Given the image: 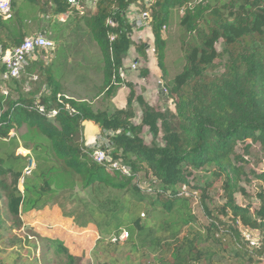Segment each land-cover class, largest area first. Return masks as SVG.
<instances>
[{"label":"trees","instance_id":"16d2710c","mask_svg":"<svg viewBox=\"0 0 264 264\" xmlns=\"http://www.w3.org/2000/svg\"><path fill=\"white\" fill-rule=\"evenodd\" d=\"M131 5L140 6V12L146 11L150 17L153 56L173 110L150 107L119 76L131 48L147 60V46L130 38L133 24L127 14ZM82 7L79 11L67 0H14L12 18L0 19L3 49L19 45L31 34L47 38L48 26L62 15L79 19L98 49L101 71L96 94L81 101L64 97L63 83L54 76L51 65L41 62L36 65V83L43 82L47 89L39 98L29 88L19 90L25 83L22 78L0 79V225L5 219L12 229L19 230L23 215L56 194L75 188L96 197L116 192L128 195L124 200L125 206H130L128 212L142 206L152 219L170 218L157 229L151 226L163 233L152 242L158 253L167 254L162 264H201L212 255L201 253L192 241L179 237L181 229L195 222L188 210L191 197L180 195L185 186L191 195L199 193L208 215L205 240L220 243V237H229L236 248L235 259L264 264V192L255 195L259 205L253 211L252 203L240 206L235 199L236 194H244L242 182H251L248 175L253 171L245 169L250 146L264 148V0H226L220 6L205 0H152L147 7L137 0H97L94 6ZM176 10H183L178 25L184 65L168 79L163 31ZM217 44H221L220 51ZM52 52H56L55 44ZM141 73L147 77L149 72L144 69ZM119 86L128 89L124 109L111 113L94 109L95 98L111 99ZM14 89L16 98L11 92ZM134 102L141 108L140 124L133 122ZM40 103L46 110L55 109L56 116L40 114ZM67 105L74 113H69ZM86 121L105 134L108 149L104 151L109 161L96 163L91 158L93 148L86 147L82 137ZM145 128L152 137L149 144L141 137ZM21 130L25 131L23 137L18 136ZM20 146L37 154L33 178L23 179V193L19 181L29 157L16 154ZM114 162L127 167L128 175L112 168ZM143 177L150 181L144 190L138 185ZM253 178L264 183V171ZM215 183L224 203L208 209L203 205L204 194ZM109 203L112 205L104 198L99 205L103 210ZM132 224L136 229L147 225L138 218ZM238 224L255 236L256 247L243 239ZM119 234L116 231L114 236ZM35 236L32 240L38 245L41 264H77L78 258L64 240Z\"/></svg>","mask_w":264,"mask_h":264},{"label":"rangeland","instance_id":"374dc122","mask_svg":"<svg viewBox=\"0 0 264 264\" xmlns=\"http://www.w3.org/2000/svg\"><path fill=\"white\" fill-rule=\"evenodd\" d=\"M190 1L195 3L198 0ZM205 1L211 5L220 6L226 0ZM135 6L132 14L127 15L130 23L136 19V15L141 11L140 6ZM181 16L180 11H173L169 24L166 30L163 31V38L167 41L166 66L168 79H172L179 73L184 65L183 49L180 45L182 36L178 25ZM44 23L46 25V21ZM15 27L13 23V28L16 31ZM48 27V39L54 42L56 52L51 56L49 53H40L36 61L51 65L54 76L63 83L65 92L70 96L76 92V89L86 83L91 85L94 90L91 91V94L88 92L87 100H89L91 95L96 94L101 79L100 57L97 47L79 19L68 18L65 23L54 21L52 27ZM33 34H37V32ZM130 38L132 42L139 41L147 46V60L144 62L131 48L123 60L121 79L130 83L136 95L141 97L150 107L173 110V105L167 99L163 90L164 83L155 64L152 48L153 39L149 26L133 28ZM216 49L220 51L221 44H217ZM32 64L28 63L25 72L37 75L35 73L37 66ZM144 69L149 72L147 77L141 73ZM21 78L25 79L24 75ZM29 89L34 91L36 97L39 98L47 87L43 82H39L30 85ZM19 90L21 92L26 90L24 84L20 86ZM11 92L12 96L16 98V90L14 89ZM127 95L128 89L125 86H119L111 98L112 102L111 99L99 96L94 99L93 107L96 110L107 111L108 113H111L114 109H124ZM133 110V122L140 124L142 113L139 104L136 102L133 103ZM24 133L25 131L21 130L18 136L23 137ZM11 135H14V133H11ZM82 137L86 147L99 146L102 149H108L105 134H101L98 127L90 121L84 122ZM141 137L146 144H149L152 140L147 128L143 130ZM21 143L22 141L19 140L20 145ZM250 147L245 169L247 172L253 171L248 175L251 182L249 184L245 181L242 182L244 194H236L235 199L240 206L252 203L253 211L259 205L255 195L261 191L264 192V183L253 178V174L264 171V148L258 144H253ZM241 148V145H238V153H240ZM16 152L21 156L29 157L28 160H33V171L35 172L37 154L31 153L21 148V146ZM40 159L44 160L41 156ZM42 160H40L41 166H43ZM27 165H29V161ZM33 176L34 173L32 172L26 178L32 179ZM195 176L198 177L199 174H195ZM192 182L195 183V181ZM149 184L148 177H143L138 182L139 187L143 190ZM19 190L23 193V184L19 186ZM198 194L196 193L194 197H191L188 203V210L195 216V222L181 229L179 237L186 241H192L201 253L206 252L212 255L207 260H201V264H247L239 262L232 256L236 248L229 237H220L222 239L220 243H214L210 239L205 240L206 229L210 222L204 207L198 199ZM103 197L111 200L112 205L109 203L102 210L99 202L104 199ZM103 197H96L88 190L75 188L71 191L56 194L53 198L47 199L45 205H43L44 203L40 204L36 210L29 212L26 216L23 215V225L19 230L12 229L10 223L4 219L0 225V264H41L37 252L38 245L35 244V240H32V238L35 239L36 234L64 240L68 244L69 250L78 258L77 264H162L161 261L167 258V254L162 256L158 253L159 251L154 249V243L152 242L154 239L163 237L161 231L157 233L155 230L162 225V222L170 221V218L159 219L158 221L152 219L142 206L128 212L130 206L124 204V200L128 195L124 196L112 192L111 195ZM203 203L208 209L218 208L224 203L223 194L218 183H215L211 189L205 192ZM137 218L140 223L147 224L145 229L134 227L132 221ZM172 219V221H177L174 217ZM152 225H155L156 229L151 228ZM238 227L241 235L247 232L239 224ZM116 231L126 232L128 235L127 240L113 242L111 239L116 237L114 236ZM250 235L254 236L253 234Z\"/></svg>","mask_w":264,"mask_h":264},{"label":"built area","instance_id":"2783aa9c","mask_svg":"<svg viewBox=\"0 0 264 264\" xmlns=\"http://www.w3.org/2000/svg\"><path fill=\"white\" fill-rule=\"evenodd\" d=\"M14 0H0V19L3 21L10 20L12 18V2ZM152 0H137L138 4H142L143 6L147 7L150 5ZM67 3L71 7H75V9L82 11L83 7L82 4H86L88 6H94L97 3V0H67ZM135 5H131L128 9V14H132L133 10H135ZM183 14V10L180 11ZM135 13V11H134ZM127 14V15H128ZM66 18V15L60 17V20ZM133 24V28H142L149 26L150 17L146 11L139 12L136 15V19L131 22ZM110 26H114L113 22L108 21ZM113 37L110 38L113 41ZM54 49V42L47 39L42 35H32L30 37L25 38L19 45L3 49L0 46V79L3 81H10V80H19L24 73L29 59L36 53H50ZM134 68V66H132ZM119 76L122 77L121 70L119 71ZM37 81V76L33 75L26 79L24 83V89L28 90L29 86L32 83ZM2 94L6 95L7 92L2 90ZM59 98V96H58ZM66 109L69 113H74V110L66 106ZM38 112L40 114L45 115L48 118H52L56 116L57 111L55 109L46 110L44 106L40 103L38 107ZM17 155H19L17 153ZM91 158L96 163H103L109 161L107 155L99 146L93 147V151L91 153ZM29 165H27L26 169L23 171V178L19 181V186L22 185L24 177H27L31 174L34 164L33 160H28ZM112 168H118L121 170L122 173L127 174L129 173L128 168L122 166L119 162L111 163ZM180 195L184 197H194L196 193L192 195L188 192L187 188L183 186L180 191ZM243 238L251 247H256L257 242L256 240L247 232L242 233ZM127 233L122 231L117 237H113L111 240L113 242H123L127 240Z\"/></svg>","mask_w":264,"mask_h":264},{"label":"crops","instance_id":"0c3cea01","mask_svg":"<svg viewBox=\"0 0 264 264\" xmlns=\"http://www.w3.org/2000/svg\"><path fill=\"white\" fill-rule=\"evenodd\" d=\"M63 16H65V15H62V16H60V17H63ZM60 17L58 18V21L59 22H64L65 20H66V18H64L63 19V21H61L60 20ZM48 35H49V33L47 32V38H48ZM45 37V36H44ZM52 41V40H51ZM54 52H50L49 54H50V56L53 54ZM38 54H40V53H36V54H34L30 59H29V61H28V63L29 64H32L33 62H36V63H33L34 65H37V62L38 61H36V60H38ZM32 64V65H33ZM43 64H46V63H43ZM28 67V66H27ZM26 67V68H27ZM26 70V69H25ZM23 75H24V81H26V79H28L29 77H31V76H33L34 74L33 73H30V74H27V72H25L24 71V73H23ZM36 76V75H35ZM88 83H90V82H88ZM94 89H93V87L91 86V85H87V83L84 85V86H82V87H80L79 89H76L75 91L76 92H74V93H72V95L70 96L67 92H65V90H64V97H66V98H70V99H73V100H76V101H81V100H87L88 98V92H90V94H91V91H93ZM75 93H77V94H75ZM94 96V95H93ZM92 95L90 96V97H93ZM111 102H112V99H111ZM11 136H13V135H11ZM19 141V140H18ZM17 151V150H16ZM16 154H17V152H16Z\"/></svg>","mask_w":264,"mask_h":264}]
</instances>
